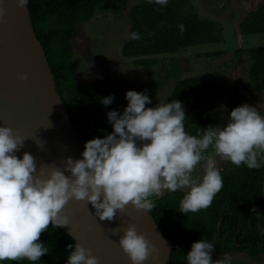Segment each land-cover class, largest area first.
I'll return each instance as SVG.
<instances>
[{"label":"clouds","instance_id":"obj_1","mask_svg":"<svg viewBox=\"0 0 264 264\" xmlns=\"http://www.w3.org/2000/svg\"><path fill=\"white\" fill-rule=\"evenodd\" d=\"M154 2L164 6L168 0ZM27 4L28 0H16L19 8ZM180 28L184 31L183 25ZM130 38L141 37L132 32ZM18 79L27 80L28 74L21 73ZM112 99L104 97L102 103L107 106ZM126 99L122 114L107 113L113 131L86 141L83 158L65 157L60 162L63 167L53 162L38 169L29 152L17 157L25 137L19 130L0 126V261H39L49 251L40 242L41 234L49 225L69 224L63 210L71 199L91 203L100 220L112 221L129 204L150 213L155 207L153 197L184 190L179 211L195 213L211 206L224 186L214 158L205 155L207 150L237 167L258 169L264 161V116L255 106H237L223 126L210 125L190 135L180 101L146 107L151 103L148 95L134 90L126 92ZM201 161H206L203 175L194 178ZM260 231L264 234V228ZM118 243L131 264H144L159 255V249L131 223L122 229ZM67 247L72 250L66 264H99L91 249L78 241ZM213 251L212 242H193L187 264H230L227 254L213 260Z\"/></svg>","mask_w":264,"mask_h":264},{"label":"trees","instance_id":"obj_2","mask_svg":"<svg viewBox=\"0 0 264 264\" xmlns=\"http://www.w3.org/2000/svg\"><path fill=\"white\" fill-rule=\"evenodd\" d=\"M131 0H28L39 38L50 61L57 88L64 99L70 117L84 143L103 138L113 131L107 113L115 110L122 114L127 106L126 92L131 90L112 76L81 80L73 39L79 34L82 22L91 20L96 13L112 10L122 13ZM131 31L140 35L131 38L123 47L126 57L135 63L151 67L161 61L160 54H173L192 45L220 42L224 26L215 18L202 17L192 0H168L164 6L149 0H139L130 9ZM184 26L181 31L180 26ZM243 34L264 32V2L240 23ZM246 49L239 48L238 54ZM249 79L264 89V45L249 47ZM223 50L207 52L219 55ZM169 77L154 80L163 85L176 78L170 95L164 103L178 100L186 113L184 125L190 135L208 126H220L219 108L213 100L217 87L210 79L192 75L180 78L177 61L169 70ZM236 85V84H235ZM112 96L105 106L102 98ZM211 149V148H210ZM209 149V150H210ZM208 151V150H207ZM206 151V152H207ZM206 154V153H205ZM224 186L214 197L211 206L198 212L179 211L184 190L165 191L153 197L151 210L164 234L175 244L171 264H187L186 255L193 242L202 239L214 243L215 253L247 252L260 260L264 253V161L258 169L239 167L227 161L220 170ZM255 208L256 211H252ZM40 242L49 251L39 261H0V264H66L76 239L62 227L49 228L40 236ZM232 264H243L236 261Z\"/></svg>","mask_w":264,"mask_h":264},{"label":"water","instance_id":"obj_3","mask_svg":"<svg viewBox=\"0 0 264 264\" xmlns=\"http://www.w3.org/2000/svg\"><path fill=\"white\" fill-rule=\"evenodd\" d=\"M0 126L19 130L25 137L15 154L29 152L37 168L65 157L82 159L84 141L72 121L57 88L47 52L34 26L29 3L24 8L16 0H0ZM27 73V80L18 75ZM70 175V173H66ZM69 224L62 226L76 241L91 249L99 264H131L119 246L122 229L134 224L159 249L144 264H171V251L177 246L162 231L154 215L129 204L112 221L100 220L87 201L69 200L63 210ZM121 231L114 234L115 229Z\"/></svg>","mask_w":264,"mask_h":264},{"label":"rangeland","instance_id":"obj_4","mask_svg":"<svg viewBox=\"0 0 264 264\" xmlns=\"http://www.w3.org/2000/svg\"><path fill=\"white\" fill-rule=\"evenodd\" d=\"M138 1L131 0L119 14L112 10H99L93 19L80 24L73 44L81 80L115 77L129 89L148 95L151 103L146 107H155L165 102L177 79L170 78L163 85H158L154 79L161 74L169 77L168 70L177 61L180 78L197 75L210 79L217 87L213 100L220 111V126L226 123L230 111L242 104L255 106L264 116V89L249 79L250 60L246 51L249 47L264 45V32L243 34L240 29L241 21L264 0H192L202 17L215 18L223 24V40L192 45L173 54H160L161 61L151 67L140 66L134 58L126 57L123 53V47L130 39L129 12ZM239 48L246 50L239 55ZM215 50L224 52L219 55L207 54ZM205 155L214 158L219 170L227 164V160L217 156L212 149ZM205 164L206 161H201L197 165L192 173L194 178L202 177ZM225 254L231 258L230 264L236 261L264 264V253L260 260H254L244 251L218 252L212 255V259L223 258Z\"/></svg>","mask_w":264,"mask_h":264}]
</instances>
